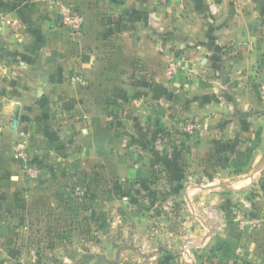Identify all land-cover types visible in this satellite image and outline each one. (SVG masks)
Wrapping results in <instances>:
<instances>
[{
    "label": "crops",
    "instance_id": "crops-1",
    "mask_svg": "<svg viewBox=\"0 0 264 264\" xmlns=\"http://www.w3.org/2000/svg\"><path fill=\"white\" fill-rule=\"evenodd\" d=\"M57 1L0 0V114L6 120L16 95L34 93L26 110L34 112H23L19 129L69 126L74 142L61 156L54 139H68L66 133L41 131L54 152L43 157L33 188V181H17L15 137L0 129V223L4 207L19 206L32 218L39 205L34 190L56 191L42 194L40 204L58 208L73 196V217L46 211L37 217L76 225L56 229L59 237L81 239L72 244L82 254L75 264H179L185 234L205 245L203 264H264V229L241 231L233 217L238 207L264 212V199L246 198L264 172V139L248 169L260 164L226 179L230 159L253 139L254 124L242 121L239 129L228 121L220 130L215 100L222 69L215 54L231 41L241 43V28L256 25L264 0H63L85 16L78 41L63 28ZM200 3L208 14L231 15L233 24L194 25L190 7L199 11ZM18 76L30 83L17 86ZM190 123L198 126L195 137L183 134ZM150 132L174 145L156 154L157 161L148 153ZM69 174L86 179L84 193L62 183ZM101 175L114 184L101 188ZM224 180L234 191L209 188ZM18 234L0 224V264H20L17 252L28 241L21 249Z\"/></svg>",
    "mask_w": 264,
    "mask_h": 264
},
{
    "label": "rangeland",
    "instance_id": "rangeland-1",
    "mask_svg": "<svg viewBox=\"0 0 264 264\" xmlns=\"http://www.w3.org/2000/svg\"><path fill=\"white\" fill-rule=\"evenodd\" d=\"M190 7V6H189ZM198 9L196 12L193 11V6L190 7L191 14L190 19L192 20L194 25H225V27H228V25H232V20L229 19V17L232 18L231 15H223L220 16L212 10V12L206 13L204 11L205 8H207L206 4L200 3L198 5ZM197 9V8H196ZM214 11V12H213ZM257 18L256 25H246L244 28H241V43L238 44V42L234 43V41H231L227 44H225L223 47H221L218 52L215 54V57L218 58L215 62V66L219 68L222 67L221 71H219V74L216 78L219 85H217V91H216V108H217V114L220 119V130H225L226 127L223 126V123H229L228 121H231V123H237V127H239L240 123L242 121H248L249 119L254 124V127H251V137L255 139L256 134L260 129H262L261 132V141L264 139V15H260ZM214 21V22H212ZM218 21V24H216ZM215 23V24H213ZM230 34V33H229ZM228 34V35H229ZM234 43V44H233ZM212 64V63H211ZM226 76H228V79L226 80ZM26 78V77H24ZM23 77L18 76L14 81L17 83V86L21 87L22 85H27L30 83V81H27ZM226 81H229L226 83ZM36 99V95L33 94H20L16 95V100L18 101L17 104H20L22 107L21 115L23 114H29L32 110H27L28 107H31L33 100ZM27 104L29 106H27ZM246 107V108H245ZM31 109V108H30ZM212 111L210 110V116L213 115ZM34 111H32L33 113ZM50 114V113H49ZM38 115V114H36ZM12 116L4 120L2 115L0 114V129L6 128L9 133H12L15 138L12 150L13 154L16 160V172H17V181L19 183L24 184L25 181H33L35 182L33 188L39 187V181L40 177L35 180H31L27 177L25 173V163L21 160H19L15 153L14 148L19 142L20 136L19 132H24L26 134L32 135V141H31V148H30V158L29 162L32 166L37 167L38 169L43 167L44 165V158L43 157H49L51 152L53 153L54 150L50 148L49 140L42 135V132L48 133L50 130L52 131L51 134H53V137H59L57 134H54L58 127H52L50 129L45 128V130L41 126H37L40 129H35L34 127L29 126H23L21 129H18L17 133H14L11 128V122H12ZM21 120V119H20ZM174 127V126H173ZM232 126L233 132L232 134L235 135L236 131L238 132L239 129ZM59 129L61 133L63 134L65 138L63 141L59 142L55 140V143L58 149V152L61 153V156L67 153H70L68 150H72V146L74 145V142L71 140L72 137V130L71 127H60ZM175 128V127H174ZM237 128V129H236ZM36 130V131H35ZM44 130V131H43ZM42 131V132H41ZM177 133L180 131L177 129L175 130ZM196 133L190 134L184 130L183 134L188 137H195ZM70 133V134H69ZM151 134L147 135V141L146 144H148V153H150V156L156 154H166L168 150L174 149V145L168 144L165 139H160L158 134L153 135ZM246 133L248 131L246 130ZM69 135V136H67ZM50 141H52V138H49ZM79 141V140H78ZM262 143V142H261ZM260 143V144H261ZM176 147H180L182 144H176ZM49 146V148H48ZM69 146V147H68ZM59 147V148H58ZM161 148V149H160ZM55 149V148H54ZM56 149V150H57ZM55 150V151H56ZM150 159V158H149ZM147 160V159H146ZM153 161V159H150ZM154 161H157L156 157L154 158ZM231 162V159H230ZM230 162H229V168H230ZM162 163V162H161ZM73 163L71 161L67 162V165L71 166ZM252 166L250 169H246V173L236 176L230 174V177L227 176L226 179L229 181H233L236 179L241 178L245 174H250L258 165ZM40 171V169H39ZM183 171V170H182ZM75 174H69L64 177H62L61 181L63 184L70 185V188L75 190V193L82 194L84 193L83 189H85L86 179L83 180V176H76L77 179H74ZM224 176V175H223ZM221 176V178L223 177ZM47 177V175H46ZM102 178H98L97 181L101 184V188H105V186H111L110 182L114 184L115 179L111 180L110 182L105 180L104 176H100ZM80 178V179H79ZM230 178V179H229ZM49 179H47L48 182ZM228 180L220 181L227 183L225 185L222 184H216L213 187H209L211 189H225V191H234L233 189L235 186H231L233 188H227ZM42 182H46V180H40ZM51 181V180H50ZM197 183L200 184L202 181H200V178L196 179ZM76 185V186H75ZM76 187V189H74ZM81 188V190H77ZM56 191H51V194H54ZM99 192H102L100 190ZM17 196L18 198L22 195V191L20 190V186L17 188ZM35 197L39 201L38 202V208H35L32 213V218H26L25 212L20 211L19 206H16L14 210L9 211L8 207H4L3 211V219L1 220V225L3 228L6 229H15L17 233H19L17 236V246L25 247L24 243L25 241H28L27 249L24 251V249L21 251V255H17L19 258L17 259L20 264H75V262L82 256L81 253H75L73 250L72 244L79 243L81 244V239L77 236H69V238L66 237H59L56 235V229L64 230L65 228L70 227H76V225H73L70 221L65 223L62 220L57 221H47L42 220L37 217L38 213L39 215L42 214L43 211L48 212H54L61 214L64 217L67 216L69 219L73 217V207L74 202L73 198L71 199V196L66 198L69 200L64 205V202L62 206H57L58 208H55L54 205L51 204V206H48L44 203V205L40 204V198H42V194L51 195L50 192L47 193V191H42L41 189L34 190ZM47 193V194H46ZM66 192V194H68ZM247 197L256 198L259 197L261 199H264V172L259 177L256 184L246 191ZM58 197V196H57ZM45 206V207H44ZM235 209H241V208H235ZM249 211V210H248ZM4 217L6 219H4ZM11 217V220H10ZM188 234V233H187ZM28 237V238H27ZM182 238V237H181ZM198 242L195 240V238L187 236L186 234L183 235V238L180 240V248L178 252L177 259L179 261V264H203L205 261L204 254L201 255L202 251L205 249V245L198 244L194 245L190 248L191 254L193 255V259L191 262H188V259L185 257V255L182 254V246L185 242ZM58 247H55L54 246ZM33 247L34 253L32 251H29V247ZM53 246V247H52ZM48 248L47 250H45ZM27 251V252H26ZM69 261H66V260ZM186 259V260H185Z\"/></svg>",
    "mask_w": 264,
    "mask_h": 264
},
{
    "label": "built area",
    "instance_id": "built-area-1",
    "mask_svg": "<svg viewBox=\"0 0 264 264\" xmlns=\"http://www.w3.org/2000/svg\"><path fill=\"white\" fill-rule=\"evenodd\" d=\"M56 4L63 28L75 41H78L82 38L85 31L86 19L84 14L74 5L68 4L63 0H58ZM197 129L198 126L194 123H190L184 127V130L190 134L196 133ZM19 136L20 139L14 148V153L19 160L25 163L24 169L27 177L31 180L38 179L40 177L39 169L32 166L29 162L32 135L19 132ZM78 190L80 191V189ZM233 217L235 225L241 231H259L264 229V212L235 209ZM194 245H196V242L189 241L185 242L181 248L182 254L185 255L188 262H191L193 259L190 248Z\"/></svg>",
    "mask_w": 264,
    "mask_h": 264
},
{
    "label": "trees",
    "instance_id": "trees-1",
    "mask_svg": "<svg viewBox=\"0 0 264 264\" xmlns=\"http://www.w3.org/2000/svg\"><path fill=\"white\" fill-rule=\"evenodd\" d=\"M261 132L262 129L258 131L255 136V139L248 141V146L244 151L236 152L234 157L230 162V169L232 171V175H242L246 172V169L249 167L255 150L258 149L261 143Z\"/></svg>",
    "mask_w": 264,
    "mask_h": 264
},
{
    "label": "water",
    "instance_id": "water-1",
    "mask_svg": "<svg viewBox=\"0 0 264 264\" xmlns=\"http://www.w3.org/2000/svg\"><path fill=\"white\" fill-rule=\"evenodd\" d=\"M228 79V76H226V80ZM229 80V79H228ZM229 81H226L228 83ZM21 110L22 107L20 104H16L13 112L12 122H11V128L14 133L18 132L19 129V122L21 118Z\"/></svg>",
    "mask_w": 264,
    "mask_h": 264
},
{
    "label": "bare ground",
    "instance_id": "bare-ground-1",
    "mask_svg": "<svg viewBox=\"0 0 264 264\" xmlns=\"http://www.w3.org/2000/svg\"><path fill=\"white\" fill-rule=\"evenodd\" d=\"M14 108H15V106H14Z\"/></svg>",
    "mask_w": 264,
    "mask_h": 264
}]
</instances>
